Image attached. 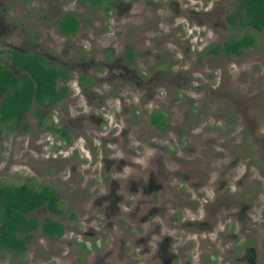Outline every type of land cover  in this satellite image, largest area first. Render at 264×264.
Returning a JSON list of instances; mask_svg holds the SVG:
<instances>
[{
	"label": "rangeland",
	"instance_id": "rangeland-1",
	"mask_svg": "<svg viewBox=\"0 0 264 264\" xmlns=\"http://www.w3.org/2000/svg\"><path fill=\"white\" fill-rule=\"evenodd\" d=\"M120 1L92 7L89 0H0V50L38 53L69 72L65 84L70 94L50 112L62 109L63 114L73 113L72 108L81 105L84 110H93L89 114L98 116V103H107L104 130L117 123L115 130L124 126L130 141L128 145L119 138L118 155L142 142L140 161L161 153L167 174L174 173L169 165L176 163L183 171L209 168V186H216L221 210L224 200L230 201L234 211L244 202L251 219L257 214L259 219L264 214V33L227 24L226 17L233 12L236 0H199L206 10L194 13L181 10V0H175L177 12L175 4L167 0L155 16L153 6L144 0ZM128 3L130 8L125 7ZM64 12L72 13L78 21L72 35L60 34L57 29V20ZM155 19L158 30L154 28ZM243 34L253 35L255 43L239 55L205 52L212 45L220 46L231 35ZM144 39L146 45L140 46ZM130 42L138 43L133 55L137 76L122 70L130 67L125 53ZM0 62L17 72L5 53H0ZM156 111L165 117L163 133L147 124V117ZM131 114L134 122L130 121ZM120 117L127 119L125 124ZM37 119L32 106L14 129L0 124V182H57L55 186L61 193L63 183L55 179L62 170L64 179L70 177L71 201L60 200V207L73 213L78 211L77 206L79 211H85L97 178L82 170L79 180L80 172H71L77 162L50 158L47 134L37 128ZM143 132L145 138L141 141ZM99 145L113 147L109 141L104 145L98 139L86 140L83 164L89 160L87 148ZM229 164L235 165L231 177L244 170L246 177L240 189L231 185L229 192H219L222 187L217 186L216 172ZM178 180L186 188L188 183ZM210 189L207 193L211 196ZM75 214L77 219L83 216ZM33 215L40 221L47 212L42 208ZM60 217L56 220L69 225L64 235L51 239L35 231L21 254L0 251V264H85L78 259L77 251L79 243L88 242V235L81 233L86 225L76 219L71 225ZM262 252L264 247L258 245V254Z\"/></svg>",
	"mask_w": 264,
	"mask_h": 264
},
{
	"label": "flooded vegetation",
	"instance_id": "flooded-vegetation-1",
	"mask_svg": "<svg viewBox=\"0 0 264 264\" xmlns=\"http://www.w3.org/2000/svg\"><path fill=\"white\" fill-rule=\"evenodd\" d=\"M116 1L121 2L112 0L108 4L114 5ZM167 2V0H144L145 4L150 3L153 6L154 16L167 5ZM171 2L175 4L174 9L178 12V2L175 0ZM238 3L239 1L236 0L233 12L239 9ZM125 7L130 8L131 4L128 3ZM180 8L193 13L206 10L199 0H181ZM158 23L155 19L156 30L159 29ZM141 44L140 46L146 45L145 39ZM137 45L138 43L130 42L125 46L130 67L122 70H128L129 75L132 76H137L133 56ZM57 104L51 103L46 107H40L44 116L41 119L37 117L36 120L37 128L47 134L46 141L51 151L49 157L74 160L77 163L72 165L71 172H80L79 180L82 179V170L84 172L88 170L98 182L93 185V196L89 199L85 211H79L77 206L78 211L75 213H79V216L83 215L77 219L75 213L60 207V200L64 199L66 203L71 201V193L68 194L71 182L69 176L64 179L61 175L62 170H58L60 177L55 181L60 179L63 183L61 193L58 192V186H55L57 182L38 185H47L53 190L60 211L53 212L41 206L33 212L43 208L47 212L45 217L56 220L62 216L71 225L74 219L86 225V229L81 233L88 235V242L85 245L79 243L77 255L80 261L85 264H264V252L258 254V245L264 247L262 227L264 214L259 219L257 214L252 220L247 213L249 207L246 203L242 202L240 209L234 211L230 201L225 202V200L221 210L220 194L216 186H212L211 189L209 186L211 173L207 166V170L202 168L199 171L194 168L183 171L180 169V163H176L169 165L174 173L167 174L161 153H153L151 158H142V162L140 161L142 142H138L135 147L127 148L125 154L118 155L121 150L119 138L128 145L130 141L125 137L124 126L115 130L117 123L104 130L106 124L103 122H106L109 112L107 103H98L99 109L96 106L98 116L93 114L90 105H86L90 108L88 110L76 105L72 108L73 113L69 111L63 114L62 109L50 112V109ZM44 109L47 111L44 112ZM89 111L93 113L89 114ZM154 113L161 114L160 111ZM151 114L147 117V124L163 133L166 126L165 117L162 115L161 118L163 127H157L151 121ZM86 121H94L96 124H87ZM120 121L125 124L127 119L120 117ZM130 121L134 122L132 114ZM46 126L49 128H44ZM143 128L148 130L146 126ZM144 132L147 135L149 133ZM144 132L143 138L139 139L141 141H144ZM157 134L161 133L157 132ZM95 139L104 145L109 141L113 147L103 148L99 145L100 147L95 149L87 148L89 160L87 164H83L86 156L84 153L86 140ZM79 140H82L81 145ZM162 149L167 151L166 146ZM96 162L101 167V171L98 170ZM227 167L231 168L232 173ZM227 167L216 172L217 186L222 187L219 192L222 190L223 193L225 190L229 192L231 185L240 189L242 179L246 177L245 170L239 176L231 177L235 165L229 164ZM178 179L188 183L186 188ZM208 189L211 196L207 193ZM63 225L65 230L62 235L69 228V225ZM71 230L74 233L76 228Z\"/></svg>",
	"mask_w": 264,
	"mask_h": 264
},
{
	"label": "trees",
	"instance_id": "trees-1",
	"mask_svg": "<svg viewBox=\"0 0 264 264\" xmlns=\"http://www.w3.org/2000/svg\"><path fill=\"white\" fill-rule=\"evenodd\" d=\"M110 1L89 0V5L94 7ZM238 1L239 9L226 17L228 25L249 27L264 33V0ZM56 25L60 34L72 35L78 27V21L72 13L64 12ZM254 43L251 34L238 37L231 35L220 46L212 45L205 52L216 54L221 51L225 56L239 55ZM0 53H5L9 63L17 70L15 73L0 62V124H9V128L14 129L32 106L34 114L41 119L44 115L40 107L58 103L69 96L70 90L65 81L70 74L66 69L56 66L38 53H21L16 50H0ZM83 81L89 82L88 79ZM161 118V114H151V121L157 127H163ZM41 206L53 212L60 211L57 198L49 186H36L30 179L18 185L0 182V251L15 256L21 254L35 231L51 238L62 235L65 227L60 221L45 216L38 221L32 215Z\"/></svg>",
	"mask_w": 264,
	"mask_h": 264
}]
</instances>
